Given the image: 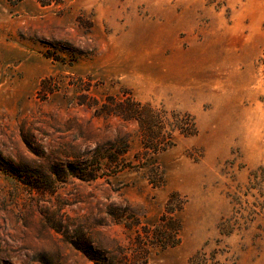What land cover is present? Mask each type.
I'll use <instances>...</instances> for the list:
<instances>
[{
    "label": "rangeland",
    "instance_id": "374dc122",
    "mask_svg": "<svg viewBox=\"0 0 264 264\" xmlns=\"http://www.w3.org/2000/svg\"><path fill=\"white\" fill-rule=\"evenodd\" d=\"M260 168L264 0H0V264H188Z\"/></svg>",
    "mask_w": 264,
    "mask_h": 264
},
{
    "label": "trees",
    "instance_id": "16d2710c",
    "mask_svg": "<svg viewBox=\"0 0 264 264\" xmlns=\"http://www.w3.org/2000/svg\"><path fill=\"white\" fill-rule=\"evenodd\" d=\"M144 110L148 115L151 123V127L144 133V146L159 152L167 148V145L161 142L166 135L172 134V132L179 131L185 136H192L195 134V124L193 128L187 124V118H178L174 123L170 124V131L168 133L165 128V123L162 121V117L156 113L151 106L145 109H140L137 106L136 109L132 108L133 117L137 119L143 118ZM178 116V115H176ZM186 117H190L186 115ZM184 117V118H186ZM152 141V142H151ZM263 168L253 171L250 174L248 184L243 187H238L237 190L230 194L231 203L233 206L232 215L222 220L218 227L219 238L214 241V246L211 247V243L207 242L206 245L198 251L189 260L188 264H228V255L230 253L227 248H223V239L231 238L233 236H241L246 238L251 234L256 235L264 232V172ZM249 197L254 198L250 200ZM253 229L258 230L253 232ZM167 248L170 246H161Z\"/></svg>",
    "mask_w": 264,
    "mask_h": 264
}]
</instances>
